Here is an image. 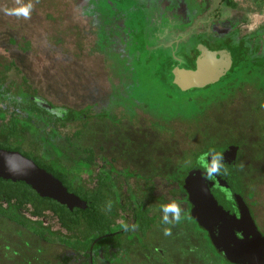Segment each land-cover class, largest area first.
<instances>
[{"label": "rangeland", "instance_id": "374dc122", "mask_svg": "<svg viewBox=\"0 0 264 264\" xmlns=\"http://www.w3.org/2000/svg\"><path fill=\"white\" fill-rule=\"evenodd\" d=\"M157 1L136 0L141 9L137 15L127 11L133 0H0V84L16 93L25 88V77L37 94L56 106L80 109L89 104L85 124L77 120L58 127L54 144L70 164L86 156L82 148L92 147L95 154L115 159L118 168L139 173L140 183L153 175L158 186L166 173L181 179L197 154L214 146L239 145L237 171L242 193L264 233V94L246 85L230 101L213 106L199 118H188L179 104L200 93L173 92L175 101L166 102L162 95L145 89L146 85H122L120 78L112 75L109 53L121 45L125 57L133 56L134 32L142 24L152 23ZM168 1L173 5L182 1L190 23L183 30L162 34L155 44L160 53L176 60L181 47L192 49L200 39H217V29L224 27L219 20L235 15L237 28L232 37H248L258 44L259 52L264 50V5L260 0H232L235 8L226 0ZM141 13L143 20L136 21ZM139 54L136 52V59ZM113 55L116 63L121 60L119 53ZM121 70L128 82L129 70ZM110 82L118 88L125 86L116 100ZM101 108L107 113L98 118ZM78 131L81 133L74 136ZM66 135L71 138L69 143L63 140ZM129 182L136 186L134 177ZM151 186L152 182L143 185L145 190ZM153 190L169 197L162 187ZM177 207L173 202L169 205L168 224L150 232L143 245L135 231L129 240L124 238L125 244L132 246L125 252L126 258L120 253L121 261L114 264H217L209 247L180 222ZM24 214L32 221L37 219ZM43 220L52 231L59 230L51 215ZM64 234L49 236L14 213L0 210V264H58L65 252L73 254L76 263L72 264H89L85 247ZM160 248L168 253L162 260L154 254ZM94 260L106 264L100 255Z\"/></svg>", "mask_w": 264, "mask_h": 264}, {"label": "trees", "instance_id": "16d2710c", "mask_svg": "<svg viewBox=\"0 0 264 264\" xmlns=\"http://www.w3.org/2000/svg\"><path fill=\"white\" fill-rule=\"evenodd\" d=\"M260 1L264 5V0ZM226 2L228 6L235 8L236 5L232 0H226ZM184 8L182 1L173 5L168 0H158L154 12L151 13L152 23L149 26L142 24L137 29V32H134L133 42H131L133 56L131 58L125 57L121 52V45H118L116 52L109 53V67L112 75L120 78L122 85L129 82L139 87L146 85L145 89L147 88L148 91L150 89L153 90L157 96L162 95V100L166 102L175 101L172 95L173 92L179 94L187 92L200 93L201 95L199 96L195 95L188 97L186 100L183 99L181 104H179L188 118H199L213 106H220L223 102L230 101L236 92L243 90L246 85H254L259 91L262 90L263 83L260 80L264 77L263 70L260 65L251 63L248 57V49L242 45L239 46L236 54L233 69L212 85L204 89H191L182 92L173 83L172 65L194 68V59L197 51L191 49L188 52L185 47H181V51L176 54L177 59L175 60L160 53L156 49L155 44L162 34L168 31L183 30L189 25L190 22L189 20L187 21L188 15L186 14L187 12H184ZM141 15L140 19L135 20H143L144 14L141 13ZM130 19L134 20V18ZM114 38L118 40V38ZM119 40L118 44H121ZM136 52L140 53L138 59H136ZM114 53H119L121 57V60L117 61V63L113 57ZM10 66L13 65L10 64ZM122 67L129 70L130 76L133 77L132 81L130 76L128 77L129 81H126V74L123 73V69L119 71ZM22 82L25 88H20L16 93L11 92L7 87L4 88L0 84V89H2L0 91V102L4 104L3 107L0 106V148L17 151L33 160L36 165L61 181L69 192L74 193L85 201L87 207L85 209H69L54 199L40 196L24 182H13L0 178V210L14 213L23 221L36 225L49 236L60 238L62 237V231H64V235L68 239L75 240L79 245L85 247L84 257L88 258L89 264H96L94 260L96 255L109 259V255L115 253H108L107 251L115 246L118 247V244H120L121 233L118 230L122 229L123 225H118L117 220L121 213L129 214L131 212L130 218L135 221L137 227H139L138 223L140 222L139 217L136 218L132 213L131 205L122 204L119 201L118 188L110 184L116 180V178L112 177L114 172L112 170L107 171L108 174L105 177V171L99 169L96 176H89L86 179L83 176L84 173H92L88 168L93 164H98V162H95L97 158L93 161V155L90 150L82 148V151L90 154V157L82 158L70 167L71 164L60 160L59 154L53 157L49 153V149L46 148V145L51 144L57 137L58 127L77 120L82 121V125L85 124L84 122L89 117L87 106L80 109L64 106L52 107V109L59 108L60 111L70 109L72 111L71 116L69 119H64L38 106L34 99L39 96L37 90L28 83L25 77H22ZM110 83L112 88L111 95L115 99L120 96L119 91L122 90V87L124 89L125 86L118 88L115 87L113 82ZM99 116V118L105 117V115ZM111 119L114 120L113 118ZM80 133L78 131L74 136H78ZM215 147L220 146L210 147L197 154L193 162L200 154L204 155ZM95 178L97 182L94 187H91V182ZM171 178L174 181L178 179L174 173ZM104 180L108 181V187L105 186ZM181 182L179 181L178 188H174V200L176 197L186 200V193L180 188ZM178 191H181L182 195ZM128 195L127 197L131 199L135 196L132 193ZM105 198H114L115 202L107 204ZM149 209L148 207L143 209V217H145L146 212H149ZM25 212L30 217H36L37 219L30 220L25 216ZM48 215L56 219L59 230L52 231L49 226L44 225L43 219ZM133 227L134 225H131L128 230L131 231ZM111 234L114 235L111 236ZM205 238L207 239V236ZM73 262L75 261L72 260L70 253L64 254L58 260V264H72ZM260 264H264V256Z\"/></svg>", "mask_w": 264, "mask_h": 264}, {"label": "water", "instance_id": "95a60500", "mask_svg": "<svg viewBox=\"0 0 264 264\" xmlns=\"http://www.w3.org/2000/svg\"><path fill=\"white\" fill-rule=\"evenodd\" d=\"M195 49L198 54L194 68L172 65V81L182 92L204 89L215 83L233 69L238 52L235 46L229 47L226 44L212 50L203 41L198 42ZM34 99L38 106L64 119L71 116L70 109H52L44 98L36 96ZM237 154L238 146L234 144L215 147L202 155L203 163L196 161L183 181V189L192 206L190 217L206 231L208 239L216 249L220 247V233L217 235L214 227L218 220L227 221L229 226H235L241 232L243 229L247 237L250 234L249 239L257 248L259 245L264 246V239L250 216L242 193L236 168ZM0 178L24 182L40 196L54 199L69 209L87 207L86 203L70 193L61 181L17 151L0 148ZM225 227L231 238L234 237L233 228L229 231L226 224ZM245 244L248 245V240Z\"/></svg>", "mask_w": 264, "mask_h": 264}, {"label": "flooded vegetation", "instance_id": "af4514ba", "mask_svg": "<svg viewBox=\"0 0 264 264\" xmlns=\"http://www.w3.org/2000/svg\"><path fill=\"white\" fill-rule=\"evenodd\" d=\"M83 6H85V8L87 7V5H83ZM138 6H139V3L136 2V0H133V5L129 6L127 11H130L132 13H139V12H141V9H138L139 8ZM237 18L238 17L235 15V16H231L229 19H226V20H219V21L224 22V27H220L217 29L218 34L222 35V37H220L218 35V38L214 39L213 41H211L210 39H200L198 42H200V41L205 42L207 44V46L212 50L218 49L222 44H226L229 47L235 46L237 49H239V46L242 45L243 47L248 49V57H249V60L251 61V63L260 65V68L263 70V73H264V50L262 52H259L258 44H255L251 39H248V37L246 39H243V40L242 39L236 40L232 37L233 34H235V32H236V28H237V25H236L237 20L236 19ZM198 42L195 44V46H193L192 49H195ZM189 50H191V49H187L188 52H189ZM197 54H198V52H197ZM197 54H196V56H197ZM196 56H195V58H196ZM169 57H171V56H169ZM194 61H195V59H194ZM255 61H257V62H255ZM262 83H263V85L261 87L262 90H260V91L254 85H252V86L254 87L255 90H257V92L264 94V77H263ZM39 96L42 97L41 95H39ZM42 98H44V97H42ZM44 99L47 100L46 98H44ZM49 103L52 107H60V106L54 105L52 102H49ZM112 104L116 105L117 103L113 102ZM61 107H63V106H61ZM72 109H74V108H72ZM101 109L102 110H101V113L99 115H101V116L106 115L107 112H106L105 108H101ZM87 110H88L87 111V114H88L89 110H90L89 104L87 105ZM133 115H135V113H133ZM132 118H134V116H132ZM68 123H71V122H68ZM68 123H65L64 126H66V124H68ZM64 126H62V127H64ZM57 137H58V135H57ZM54 140L51 144L46 145V148L49 149V153L52 154L53 157H56V154H59L58 157L60 158V160L63 161L64 163L67 162L66 161L67 159L64 158V156H65L64 152L61 151V149L58 148L54 144ZM63 140L69 143L71 138L68 135H66L63 137ZM225 145H227V144H224L222 146H225ZM237 146H238V152H239V145H237ZM86 149H88L92 152L93 161L97 158L95 160V162H98V164L91 165L88 169H89V171H92V173H88L87 171H85L87 173L86 174L84 173L83 176L86 179H88L89 176L94 177V176H96L99 169H102L105 171V174H106L105 177H107V174H108L107 171L112 170L114 172L112 177L116 178V180H115V182L110 183V184H112L115 188H118L119 192H117V193H119V197H120L119 201H121L122 204H124V203L130 204L132 213L135 215L136 218L139 217V219H140V222L138 223L139 227H137L135 225V221L134 220L132 221L130 218L131 212L129 214L123 213V212L121 213V216L117 220L118 225H123L122 229L118 230L121 233V236L119 239L120 244H118V247L115 246L113 248H110L111 251L110 250L107 251L108 253H115V254L109 255V259H107V257L101 256V258L103 259V261L106 264H114V263L121 261L120 253H123V252H124V254L122 257L126 258V253H127L128 249L132 246L131 245L132 243H127V245H126L125 242L123 241V239L126 238L127 240H129L133 231L137 232V235H136L137 241H139L140 244L143 245V243L146 240H148V235L150 234V232L157 230V229L164 228L169 222L170 212H171L169 205L172 202L178 204V207L176 208L175 211L178 213L180 222L187 229L191 227V229H193V232H195L199 236V238H201V241H203L204 244H206L209 247L210 252L212 254V257L218 258L217 264H260L262 262V259L264 256V246L262 247L259 245L257 248L256 245L249 239L250 234H248V237H247L245 232H243V229H242V232H243L242 233L241 230L239 231L237 227L235 228V226H231V225L229 226V224L226 223L227 222L226 220H225L226 222L218 220L214 223L216 234L218 235V233H220V235H218L220 247H219V249L214 248V246L211 244L210 240L208 239V235H207L206 231H204L202 228H200L198 226L197 222L194 221L190 217V211H191L192 206L187 200V195H186V200L180 199L181 197L180 198L176 197L175 200L173 199V193L175 192L174 188H178L179 184H180L179 181H182L180 188H181V190L184 191L183 181H184V178H185L187 172L196 164L197 160L199 162L203 163V159H201L203 154H200L197 158H195V161L186 170V173L184 174V176L181 179L178 178L177 181H174L171 178L172 173H166V175H164V176L162 175L163 181L159 182L158 186H155V184L152 181V179H154L153 175L152 176H149V175L145 176L144 178L146 179V181L140 179V180H142V183H140L138 181V178L136 177V176L140 175L139 173H135L134 171H131L130 169H128L126 167L118 168L115 164V159L109 158L108 156H106L104 154H95L94 148H92V147H87ZM85 154H86V156L83 158L90 157V154H88V153H85ZM98 157H100V158L98 159ZM237 157H238V154H237ZM81 159L82 158H79L77 160V162L80 161ZM72 166L73 165L71 164L70 167H72ZM236 167H237V158H236ZM132 177H134L136 179V186L135 187L132 186L131 183L129 182L130 178H132ZM168 178H170V179L168 180ZM96 182L97 181L95 178L91 182L90 186L94 187ZM103 182L106 184L105 186L108 187V185H109L108 181L104 180ZM151 182H152L151 188L145 190L146 187L144 188L143 185H145L147 183H151ZM172 184H174V186H172ZM157 187L158 188L162 187L163 189H165L166 193H167V195H169V197L165 196V194H163L162 192L156 193L153 189H158ZM168 187H170L169 190H168ZM141 188H143V190H141ZM136 192H138V193L134 196V198L131 199V198L127 197V196H129L128 194H131V193L135 194ZM140 192H142V193H140ZM178 192H179V194L182 195L181 191H178ZM105 201L108 204L111 202H115V199L114 198H108V199L105 198ZM147 207L150 208L149 212H146L145 217H143L144 216L143 209H145ZM248 209H249V207H248ZM249 212H250V216L252 217L258 231L260 232V234L262 235V237L264 239V233L261 232V230H259L250 209H249ZM225 224L227 225L229 231L231 228H233L232 234L234 233V237L232 236V238H231V236L228 234V231L225 227ZM131 225H134V227L131 231H129L128 228ZM113 235L114 234H111V236H113ZM205 236H207V239L205 238ZM247 240H248V245L245 244V242L247 243ZM238 244H239V247H238ZM144 246H146V245H144ZM117 249H119V250H117ZM67 253L66 252L63 253L62 256L64 254H67ZM154 254L157 255L160 260L163 259V256L168 257V253L166 251H164L163 248L155 249Z\"/></svg>", "mask_w": 264, "mask_h": 264}]
</instances>
